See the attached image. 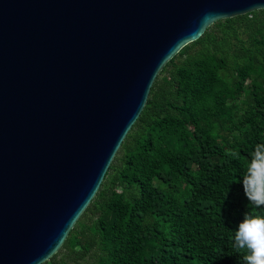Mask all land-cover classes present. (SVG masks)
I'll use <instances>...</instances> for the list:
<instances>
[{
	"label": "water",
	"instance_id": "1",
	"mask_svg": "<svg viewBox=\"0 0 264 264\" xmlns=\"http://www.w3.org/2000/svg\"><path fill=\"white\" fill-rule=\"evenodd\" d=\"M264 0H0V264H41L163 65Z\"/></svg>",
	"mask_w": 264,
	"mask_h": 264
},
{
	"label": "trees",
	"instance_id": "2",
	"mask_svg": "<svg viewBox=\"0 0 264 264\" xmlns=\"http://www.w3.org/2000/svg\"><path fill=\"white\" fill-rule=\"evenodd\" d=\"M264 144V9L213 21L161 68L94 196L41 264H244L242 187ZM236 153V155H231Z\"/></svg>",
	"mask_w": 264,
	"mask_h": 264
},
{
	"label": "clouds",
	"instance_id": "3",
	"mask_svg": "<svg viewBox=\"0 0 264 264\" xmlns=\"http://www.w3.org/2000/svg\"><path fill=\"white\" fill-rule=\"evenodd\" d=\"M251 157L242 187L249 204L260 208L264 206V144H257ZM233 246L244 264H264V216L246 213L235 229Z\"/></svg>",
	"mask_w": 264,
	"mask_h": 264
},
{
	"label": "rangeland",
	"instance_id": "4",
	"mask_svg": "<svg viewBox=\"0 0 264 264\" xmlns=\"http://www.w3.org/2000/svg\"><path fill=\"white\" fill-rule=\"evenodd\" d=\"M93 256L85 258L84 260L80 261L79 264H91L93 262Z\"/></svg>",
	"mask_w": 264,
	"mask_h": 264
}]
</instances>
